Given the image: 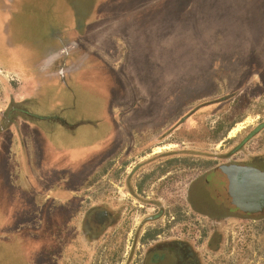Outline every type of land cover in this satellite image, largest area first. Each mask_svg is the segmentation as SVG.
Listing matches in <instances>:
<instances>
[{
    "label": "rangeland",
    "instance_id": "obj_1",
    "mask_svg": "<svg viewBox=\"0 0 264 264\" xmlns=\"http://www.w3.org/2000/svg\"><path fill=\"white\" fill-rule=\"evenodd\" d=\"M64 48H86L72 75L33 84L21 102L27 81L63 74ZM12 116L35 142L21 167L4 133ZM263 129L264 0H0V264H57L64 189L66 206L90 197L133 209L126 242L96 245L83 264H139L153 243L144 231L194 238L212 227L224 228L223 242L207 264H264V210L236 211L220 167L225 181L200 193L205 201L154 184L168 172L203 180L240 160L247 136L258 138L243 153L264 149ZM170 156L185 161L171 167ZM208 202L227 211L203 210Z\"/></svg>",
    "mask_w": 264,
    "mask_h": 264
},
{
    "label": "flooded vegetation",
    "instance_id": "obj_2",
    "mask_svg": "<svg viewBox=\"0 0 264 264\" xmlns=\"http://www.w3.org/2000/svg\"><path fill=\"white\" fill-rule=\"evenodd\" d=\"M239 122H237L235 126ZM262 131H260L259 134ZM257 138V135L251 137V139L247 136L246 140L243 139L239 142L238 147H236L237 150L235 151L242 155L240 160L238 159V161L232 164H221V166L216 165L212 167L211 173L207 172L208 174H206L203 180L202 178L191 180V176L186 175L184 181L177 183L178 181L176 178H167L171 175V172H168V176L156 179L154 184L158 185L160 183L158 189L161 191L162 188L160 186L162 184L171 185L170 188L164 190L170 191V195L173 194L175 198L180 197L182 200H187V198H189L193 202H196V200L205 201V198L201 195L199 196V194H207L212 191L220 190L218 187L225 181L224 178L219 176L218 171L214 170L220 167L219 169L226 175L229 181L227 194L231 198L230 200L233 206H235L234 209L236 211H241V209L247 211L241 206H238L234 201V193L232 191L234 186L230 182V174L235 178L240 175L242 171L245 172L247 169H257L264 172V149H261L260 145L254 147L252 152L248 150H245L244 153L242 152L244 149L242 146L245 145V142L251 143L252 140H257ZM186 153L190 152L186 151ZM214 159L219 160L218 157ZM163 161L168 163V165H172L171 167H174L173 164L177 161H185V158L181 160L180 156H170L163 158ZM155 163L160 164L161 162L158 160L155 161ZM181 178L182 177H180V179ZM187 179L189 181H187ZM154 187L156 188V185ZM134 191L135 190H132L133 194ZM222 194H225L224 190H222ZM136 195L141 197L138 192ZM68 196V192L64 189L63 197L60 201L63 209L61 210L62 212L60 211L62 226L59 227L58 232L57 264L87 263L91 258L90 254L95 255L99 253L97 252L99 249H96V245L109 244L113 237L120 240V242H118L120 243L118 244L119 246L123 245V242H126V238L129 236V231L127 230L129 229L128 223L130 213L133 211L132 208L130 209L129 204L118 205L113 204L112 201L109 204H100L96 201L92 202L90 197H87L84 201L82 199L79 200L78 197H74V205L70 204L66 206L65 201ZM139 207L142 209L145 208L144 206ZM192 207L190 208L192 209ZM216 207H218L217 211H227V209L224 210L222 205L217 206V204L210 202H208V204L206 203L203 210L206 209V211H208L207 209L210 210V208L216 210ZM195 208L198 209L200 207L195 205ZM162 212H164V209L160 210V213ZM149 220L153 221L154 218H149ZM212 230L211 235H208L207 230H202L200 231V235H196L194 238L192 237V232L181 233L180 230H178V233L173 232L168 236H163L164 232H153L152 230L144 231L141 240L145 241V239L149 240L152 238L153 243L142 246L143 251L138 257L139 264H207L208 260L205 255L209 254L208 250L211 249L212 246H219V244L223 242L220 243L224 228L218 230L216 227H212ZM150 233H153L154 236L150 235ZM104 248L107 249V247ZM92 249L94 251H92Z\"/></svg>",
    "mask_w": 264,
    "mask_h": 264
},
{
    "label": "crops",
    "instance_id": "obj_3",
    "mask_svg": "<svg viewBox=\"0 0 264 264\" xmlns=\"http://www.w3.org/2000/svg\"><path fill=\"white\" fill-rule=\"evenodd\" d=\"M165 2V0H164ZM164 4V3H163ZM165 24V23H163ZM88 28V27H87ZM163 28H165V25H163ZM87 30V29H85ZM86 36V33L84 34ZM160 35H166V32L164 30H158V36ZM19 48H15L14 50H11V53H15L18 51ZM86 48H75L74 50L73 49H70V48H64V50L62 51L63 54L66 55L65 57V60L62 62L64 64V67H65V70L63 72V74L61 76H58L57 75H47V77H45L44 79H42L41 77H39L37 79V81L34 83L32 82H28L26 83V88H25V93L26 94H23L24 96L21 98V102L22 101H26L28 98L29 100L31 99L32 97V94H33V91H34V88H33V84H40L41 86L44 85L45 83H47L45 80H55V81H65L66 80V74H69V75H72V72L73 70L75 69L74 68V62H75V58H77L78 55H80L81 53L83 52H86V50H84ZM17 62H19V65H22L21 67H30V68H33V69H36V68H39V69H42L45 70V64L43 65H40L38 67H31L30 65V61H28V59L26 58V60H23V59H20V58H16ZM15 60V61H16ZM59 60V59H57ZM50 61V62H47V66H50V65H53V67L57 66L55 65L56 62L57 64L61 61ZM28 62V63H27ZM71 63V65L68 66V63ZM18 64H16L17 66ZM52 77V78H51ZM35 79V78H34ZM35 81V80H34ZM39 81V82H38ZM16 99V98H15ZM63 99V98H62ZM17 100V99H16ZM65 100H66V97H64V102L62 103H65ZM63 101V100H62ZM44 119V118H42ZM18 121V118L16 116H12L11 119H10V122L8 123V128L7 131L5 129L4 133H9V136H13V144H12V147H10V151H9V158L12 159V157H14L16 159V162H17V158L19 159V164H20V167L22 165V157H25L26 153L28 154V151L32 153V156L34 157V152H33V143L35 145V142L34 140L32 139L31 137V130L30 128H28V126H24V124H22L21 122H19V124L17 123ZM62 126L65 127V123L62 122ZM17 130H20L21 132V135L20 137H22L24 140H20L18 139V137L16 136V134L18 133ZM9 146H10V140H9ZM11 159H9L10 163H11ZM34 160H35V157H34ZM21 173H19L21 175V178L20 179H23L24 181H26L25 179V176H24V173L22 171V169H20ZM15 175H17L15 173ZM62 196H63V192H62Z\"/></svg>",
    "mask_w": 264,
    "mask_h": 264
},
{
    "label": "water",
    "instance_id": "obj_4",
    "mask_svg": "<svg viewBox=\"0 0 264 264\" xmlns=\"http://www.w3.org/2000/svg\"><path fill=\"white\" fill-rule=\"evenodd\" d=\"M230 182L238 206L247 211L264 210V172L247 169L235 178L230 174Z\"/></svg>",
    "mask_w": 264,
    "mask_h": 264
}]
</instances>
